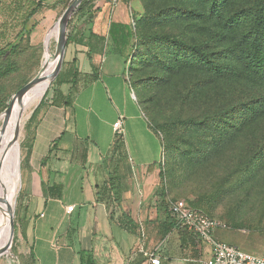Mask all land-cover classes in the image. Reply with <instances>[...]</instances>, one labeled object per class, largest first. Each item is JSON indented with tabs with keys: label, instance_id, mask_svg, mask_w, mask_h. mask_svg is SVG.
<instances>
[{
	"label": "rangeland",
	"instance_id": "obj_1",
	"mask_svg": "<svg viewBox=\"0 0 264 264\" xmlns=\"http://www.w3.org/2000/svg\"><path fill=\"white\" fill-rule=\"evenodd\" d=\"M72 1L64 0L62 11ZM85 1V9L90 8L92 0ZM112 2L114 15L125 16L135 33L133 54L130 49L126 52L132 54L129 80L163 144L161 166L168 202H180L219 220L222 226L214 234L218 241L263 253L264 116L253 122L248 118L251 110L264 106V79L245 70L243 51L251 32L259 27L264 0ZM88 14L89 10L78 8L71 26L87 24ZM59 23L57 42L62 31ZM47 53L37 58L29 50L13 57L17 72L0 80V138L7 130V110L31 90L38 93L46 85L44 95L14 125L21 158L19 191L12 202L16 239L10 236L0 264H33L18 241L17 227L24 202V138L39 110L49 103L54 82L64 68V58L59 68L58 59L47 62L52 56ZM5 64L3 60L0 67ZM57 68L55 77L48 80ZM1 147L0 205L12 158L0 141ZM53 256H45L43 264H53ZM60 264L67 263L62 258Z\"/></svg>",
	"mask_w": 264,
	"mask_h": 264
},
{
	"label": "crops",
	"instance_id": "obj_2",
	"mask_svg": "<svg viewBox=\"0 0 264 264\" xmlns=\"http://www.w3.org/2000/svg\"><path fill=\"white\" fill-rule=\"evenodd\" d=\"M12 1L0 0V32L7 34L0 46L14 41L11 34L25 26L20 23L12 31L17 17ZM61 5L39 8L30 19V24L37 22L30 33V51L37 58H45L47 51L53 55V43L57 50L55 27L66 11ZM114 5L112 0H93L84 10L90 13L87 24L67 30V43L71 34L76 38L65 47L58 87L64 100L56 105L49 100L24 138L18 241L33 264H43L51 254L53 264L62 258L67 264H151L150 254L160 264H208L211 250L197 236L179 226L163 235V144L129 80L134 40L123 45L110 37L112 23L129 25L125 16L114 15ZM118 135L125 155L114 152ZM70 206L74 210L69 213Z\"/></svg>",
	"mask_w": 264,
	"mask_h": 264
},
{
	"label": "trees",
	"instance_id": "obj_3",
	"mask_svg": "<svg viewBox=\"0 0 264 264\" xmlns=\"http://www.w3.org/2000/svg\"><path fill=\"white\" fill-rule=\"evenodd\" d=\"M46 0H26V1H20V0H13L11 2L12 12L17 13V17L13 19V26L12 31H14L16 28L19 27L20 23H24L22 27L23 29L21 31H18L17 33H12V39L14 37V41L6 42L4 46H0V64L4 60L6 62V66L1 68L0 67V80L7 78L8 76L12 75L13 73L17 72V66L13 62V57L22 55L30 50V33L31 30L37 25V22H33L30 24V19L33 17V14L35 11L39 8L44 9H55L58 5L62 4L64 0H61L57 2L56 4L47 7L43 4ZM90 1V0H89ZM93 1V0H92ZM74 1L70 2L66 9H68ZM87 1L81 3L79 9L81 12L85 10L87 7ZM260 20L258 23L257 28L253 29L251 32V41L246 43V49L243 51L244 53V67L247 72L252 74L253 76L257 78L264 79V8L261 11ZM92 15L90 16V19H92ZM72 22L69 23L68 29H70ZM6 27V26H2ZM110 37L115 42H122L123 45H128L131 41L135 40V33L133 30V27L129 25H123L119 23H112L110 28ZM7 34L0 32V42L6 40ZM76 37H73L71 34L68 38L69 44L72 40H74ZM100 41L102 43L105 42V38H100ZM62 72L57 76L54 86H53V93L50 95V100L52 101L53 105L59 104L62 100H64V96L58 91V87L63 83L62 80ZM68 99V98H67ZM70 99V98H69ZM66 103H69L67 100ZM264 116V106L262 108H256L251 110V114L249 115L248 120L250 121H256L258 118ZM114 152L115 153H122L126 154L125 152V145L123 142L122 136L118 135L115 144H114ZM162 178L164 177L163 171L161 173ZM162 200L163 204L165 206L164 211L167 214L166 219V230L163 233L164 236H166L173 227L177 226L176 221L170 216L168 212V200L166 191L163 188L162 189ZM135 227V232L138 231V234L140 233V229L138 226ZM132 230V229H131ZM12 240L14 241V236L12 237ZM32 260L34 262V258L32 257ZM88 264H91L90 261Z\"/></svg>",
	"mask_w": 264,
	"mask_h": 264
},
{
	"label": "built area",
	"instance_id": "obj_4",
	"mask_svg": "<svg viewBox=\"0 0 264 264\" xmlns=\"http://www.w3.org/2000/svg\"><path fill=\"white\" fill-rule=\"evenodd\" d=\"M115 128L119 132L122 128V121L117 122ZM73 210L74 206L67 209L69 213ZM168 212L176 221L177 226L197 236L210 248L212 257L208 264H264V252L249 253L238 246L215 239V232L222 226L219 220L210 218L180 202H169ZM149 259L151 264H160V259L155 254H150Z\"/></svg>",
	"mask_w": 264,
	"mask_h": 264
},
{
	"label": "bare ground",
	"instance_id": "obj_5",
	"mask_svg": "<svg viewBox=\"0 0 264 264\" xmlns=\"http://www.w3.org/2000/svg\"><path fill=\"white\" fill-rule=\"evenodd\" d=\"M47 54L51 55L49 51ZM53 59L54 58L51 56V58L47 62L49 61L51 62L53 61ZM48 73H51V71ZM45 92H46V85H44L38 93H37V90H31L26 96L22 98L21 101H17L13 104V109H12L10 120H9L8 114L5 115V120L8 124V127H7L5 135L0 138V141H1V146H4V145L6 146L9 156L10 154H12V158L10 156L11 162H10V169L8 173V179L6 181V184L3 186L2 193H1L0 257L4 254L8 240H9V229L11 228V224L13 220V214H12L13 196L17 194L19 191L21 158H20V152L17 150L16 144H15L14 125H15L17 118L20 117L26 110L34 106L38 102L39 98H41L44 95ZM34 94L36 95L33 98H31L30 100L24 101L25 99L33 96ZM2 153L3 152H2V147H1L0 156Z\"/></svg>",
	"mask_w": 264,
	"mask_h": 264
},
{
	"label": "water",
	"instance_id": "obj_6",
	"mask_svg": "<svg viewBox=\"0 0 264 264\" xmlns=\"http://www.w3.org/2000/svg\"><path fill=\"white\" fill-rule=\"evenodd\" d=\"M73 1L74 2L72 3V5L68 9H66V11L64 12V14L62 15V17L59 20V22H60L59 24H60V26H62V31H61V35H60V38L58 41L57 50H56L55 54L52 55L53 58L58 59L60 61L59 68L61 67V59L64 58L65 47L67 44V30H68L69 23L72 19L73 14L79 8V6L81 5L83 0H73ZM59 68L55 69L52 72V74L49 77V80H52L55 77ZM12 109H13V105L7 110L9 120L11 117ZM12 226H13V222H12ZM12 226L9 229V238H10V236H11V238L14 236V231L12 232Z\"/></svg>",
	"mask_w": 264,
	"mask_h": 264
}]
</instances>
